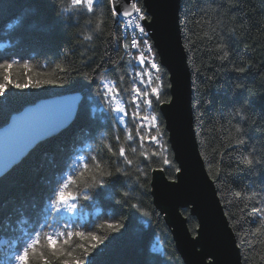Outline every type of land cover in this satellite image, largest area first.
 Instances as JSON below:
<instances>
[{
    "label": "trees",
    "instance_id": "1",
    "mask_svg": "<svg viewBox=\"0 0 264 264\" xmlns=\"http://www.w3.org/2000/svg\"><path fill=\"white\" fill-rule=\"evenodd\" d=\"M57 3L61 8L71 7V0L50 2L46 9L49 17L57 10ZM31 5L32 0H0V6L5 8L4 16L0 17V63L20 61L6 73L0 72V83L4 75L13 83L29 82L23 89L11 84L7 87L5 104L9 109L0 126L8 121L11 113L40 99L76 92L85 97L84 74L94 77V87L98 83L95 78L100 71L98 64L107 69L105 77L121 89L122 102L131 111L130 94L123 89H131L129 72L136 65L133 61L130 69L127 57L118 65L109 62L124 55L121 39L113 42L109 35L121 34L120 22L113 23L106 8L98 7L96 15L80 12L58 35L48 38L40 13ZM21 16L26 20L22 27H8ZM179 22L191 72L193 126L200 154L234 232L242 264H264V216L253 211L264 208V0H181ZM21 33L27 38H22ZM85 36L91 39L86 40ZM225 52L227 57L221 59ZM24 61L30 65L29 70L23 67ZM160 67L167 85L168 72ZM238 68L245 71L238 72ZM38 79H54L64 86L32 88L31 83ZM164 92L162 100L167 101L169 88L165 87ZM161 104L154 101L152 106L158 118L161 144L167 149L161 156L152 155L160 150L159 145L148 140L140 143L138 137L127 141L124 131L115 133L111 121L101 123L99 115H93L92 105L85 101L71 126L41 140L21 163L3 173L0 176V257L12 245L19 246L23 231L32 226L36 213L66 175L75 173V184L70 190L88 187L91 177L96 175L91 160L95 156L107 171H114L116 167L128 169L127 177L113 178L116 181L113 188L117 199L121 198L122 191H127L129 198L127 204H117L108 198L80 201L81 218L74 228L107 236L93 251L90 264H184L170 227L151 195L152 172L161 169L167 178L174 179L178 168L160 112ZM144 111L142 108L143 115ZM129 127L134 130L131 122ZM116 134L120 136L119 142L115 140ZM151 135H157L155 129ZM239 140L244 143H238ZM107 145H112L113 151L123 146L133 165L128 166L122 158L113 156ZM249 154L261 163L246 166L243 158ZM164 156L171 166L163 164ZM80 157L90 165L83 170V176L78 174ZM137 166L147 173L144 188L137 183ZM132 203H139L148 215L132 209ZM181 212L190 232L195 234L196 218L186 207ZM113 220L125 227L109 235L105 222ZM70 245L79 254L81 245L87 247L88 241L73 238ZM53 264L58 262L53 260Z\"/></svg>",
    "mask_w": 264,
    "mask_h": 264
},
{
    "label": "snow or ice",
    "instance_id": "2",
    "mask_svg": "<svg viewBox=\"0 0 264 264\" xmlns=\"http://www.w3.org/2000/svg\"><path fill=\"white\" fill-rule=\"evenodd\" d=\"M50 2L55 0H32V7L40 13V19L45 25V32L48 38H54L62 30L68 26V21L73 19L76 14L86 12L90 15H96L97 8L107 10V13L115 23L117 18H120V27L131 29V38L123 37V34L109 33L112 36L113 42L123 38L124 55L119 56L117 60H110L113 65H118L120 60L127 57V65L131 69L133 61H135L136 68L131 69L129 75L131 77V89H123V92L130 94L128 105L132 108L131 111L122 102L121 89L117 84L108 80L105 77L106 68L98 64L96 67L100 69L95 77L98 83L93 87L92 81L94 77L87 73L84 74V79L87 81L82 85L86 96L81 97H65L55 102L59 105L56 112L52 113L42 124L45 131L30 136L26 141L21 142L18 146L14 147L7 153L5 162L0 165V175L3 174L5 169H11L23 161L30 150L37 145L42 139L55 136L58 132L71 126V124L80 115L81 104L85 101L92 105L93 115H99L101 123L111 121L115 126V133L124 131L126 133L125 139L133 141L137 137L140 143L146 140L151 141L160 146V150L153 152V156L163 155L167 149L161 144V134L159 132L158 118L155 115L147 116L142 114V106L151 108L154 101L156 103L172 104L174 99L169 97L167 101L162 100L165 94L164 89L172 88V84H164L161 67L156 63L152 57L153 45L148 38V32L145 25L142 23L149 19L146 9L142 6L141 0H128L125 4L124 0H105V3H98V0H71V7L61 8L59 3L56 4V11L49 17L46 14V9ZM5 14V8L0 6V17ZM26 23L23 16L18 17L15 23L8 24L9 28L22 27ZM97 29L100 25H96ZM22 38H27L21 33ZM86 40H90L91 36H85ZM133 50H136L133 52ZM227 53L221 59H225ZM20 63L17 59H12L10 62L5 60L0 63V72L6 73L9 69ZM25 70H29L30 65L27 61L23 62ZM156 75H153V71ZM95 72V69L93 70ZM238 72L245 71L244 68L236 69ZM121 81L124 77L122 76ZM11 86L17 89H23L29 86V82L13 83L9 80L8 75L3 76V82L0 83V121L4 120L6 111L9 106L5 104L7 100V87ZM45 85H55L63 87V83L54 79H38L31 83L32 88H38ZM240 88L241 85H236ZM33 108L27 109L10 118L6 121V126L0 128H10L13 126L14 121L23 116L26 112ZM134 125L133 128L129 127V123ZM155 129L157 135H151V130ZM147 130L148 134H145ZM101 139H104V134L101 133ZM115 140L119 142V134L115 135ZM238 143H244L239 140ZM108 151L117 159H123L124 164L128 166L133 165V160L126 154L125 148L120 146L118 151H113L112 145H107ZM135 152V148L132 149ZM145 158L147 157V154ZM92 167L96 169V175L91 177V183L87 188L78 191L70 190V186L75 184V173L66 175L59 181L58 185L52 189L51 194L47 197L46 202L42 208L36 213V219L32 226L23 231L20 237V244L17 247L12 245L9 251L0 257V264H53V260L58 264H90L93 256V251L97 249L98 245L103 244L107 236H99L94 231H80L76 230L74 226L78 224L81 218L80 201L95 202L96 199L108 198L117 204H127L129 193L122 191L119 193L120 199L116 198V193L113 188V183L116 182L114 177H127L129 171L124 167H116L114 171H107L103 167L101 161L93 156L91 158ZM254 163L260 164V160H255ZM80 171L79 175L83 176V170L90 167L89 163L84 160V157L79 158ZM163 164L171 166L170 160L164 156ZM180 171L179 168L176 169ZM137 183L141 188L147 184V173L139 166L136 167ZM216 177H213L215 179ZM141 179L143 183H141ZM132 209L140 212L142 215H148L144 212L139 203H132ZM254 212L260 213L264 216V208L253 209ZM109 235L113 232L119 233L125 225L118 221H106ZM264 223V221H262ZM105 225H100L103 228ZM259 232L260 229H257ZM73 238L88 241L87 247L81 245L82 251L75 254L71 250L70 241Z\"/></svg>",
    "mask_w": 264,
    "mask_h": 264
},
{
    "label": "water",
    "instance_id": "3",
    "mask_svg": "<svg viewBox=\"0 0 264 264\" xmlns=\"http://www.w3.org/2000/svg\"><path fill=\"white\" fill-rule=\"evenodd\" d=\"M124 3L127 4L128 0ZM180 3L181 0H142L149 17L143 24L159 64L167 70L172 84L169 92L174 102L162 103L159 108L174 160L180 169L174 179L167 178L160 169L152 172V200L164 215L184 264H242L234 232L196 139L191 72L179 22ZM65 97L82 98L81 93L76 92L40 99L20 109L19 112H23L33 108L16 119L12 127L0 128V165L4 164L7 153L14 147L45 131L43 122L59 108L55 100ZM17 112L11 113L8 121ZM184 207H188L197 220L195 234L189 231L187 219L181 212Z\"/></svg>",
    "mask_w": 264,
    "mask_h": 264
},
{
    "label": "built area",
    "instance_id": "4",
    "mask_svg": "<svg viewBox=\"0 0 264 264\" xmlns=\"http://www.w3.org/2000/svg\"><path fill=\"white\" fill-rule=\"evenodd\" d=\"M143 23V22H142ZM122 28V27H121ZM146 28V27H145ZM146 31L148 32V30L146 29ZM122 34H123V37H128V39L130 40V38H131V36H130V34H131V29H127V28H122V32H121ZM148 38L150 39V35L148 34ZM150 43H151V39H150ZM124 51V50H123ZM136 50H133V52H135ZM152 57L155 59V61H156V63L157 64H159L158 62H157V58H156V53H155V50H154V46H153V54H152ZM153 71V73H155V71L154 70H152Z\"/></svg>",
    "mask_w": 264,
    "mask_h": 264
},
{
    "label": "rangeland",
    "instance_id": "5",
    "mask_svg": "<svg viewBox=\"0 0 264 264\" xmlns=\"http://www.w3.org/2000/svg\"><path fill=\"white\" fill-rule=\"evenodd\" d=\"M118 22H121L120 21V18H117L116 19ZM121 32H122V28H121ZM123 38H121V45L123 44ZM122 49H123V47H122ZM157 55V54H156ZM157 59H158V57H157ZM134 63H135V61H134ZM158 63H159V60H158ZM136 65V64H135ZM153 74H156V73H153ZM82 96V95H81ZM142 108H144L145 109V111H144V115H147V116H152V115H155L154 114V112H153V110H152V107L151 108H147V107H144V106H142ZM158 170V169H157ZM161 170V169H160ZM152 176V175H151ZM150 182H151V180H150ZM151 185V184H150ZM220 199V198H219ZM186 208H188V207H186ZM189 209V208H188ZM190 211V210H189ZM183 214V213H182ZM168 225V224H167ZM189 228V227H188ZM197 229V228H196ZM189 231H190V229H189ZM159 247V246H158ZM239 248V247H238ZM181 257V256H180ZM182 259V258H181ZM183 261V260H182Z\"/></svg>",
    "mask_w": 264,
    "mask_h": 264
},
{
    "label": "clouds",
    "instance_id": "6",
    "mask_svg": "<svg viewBox=\"0 0 264 264\" xmlns=\"http://www.w3.org/2000/svg\"><path fill=\"white\" fill-rule=\"evenodd\" d=\"M237 114H239V112ZM237 131H240V129L237 128ZM254 161H255L254 158H252L250 154L249 155H245V157L243 158V163L246 166H252L254 164Z\"/></svg>",
    "mask_w": 264,
    "mask_h": 264
},
{
    "label": "bare ground",
    "instance_id": "7",
    "mask_svg": "<svg viewBox=\"0 0 264 264\" xmlns=\"http://www.w3.org/2000/svg\"><path fill=\"white\" fill-rule=\"evenodd\" d=\"M151 44H152V41H151ZM153 45V44H152ZM154 50H155V48H154Z\"/></svg>",
    "mask_w": 264,
    "mask_h": 264
}]
</instances>
